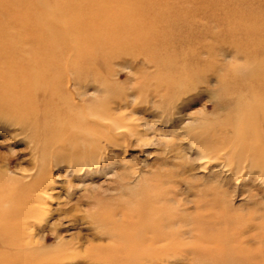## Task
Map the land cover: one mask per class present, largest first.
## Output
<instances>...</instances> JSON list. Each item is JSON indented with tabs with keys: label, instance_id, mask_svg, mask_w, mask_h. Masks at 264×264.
<instances>
[{
	"label": "rangeland",
	"instance_id": "rangeland-1",
	"mask_svg": "<svg viewBox=\"0 0 264 264\" xmlns=\"http://www.w3.org/2000/svg\"><path fill=\"white\" fill-rule=\"evenodd\" d=\"M263 110L264 0H0V264H127L122 228L152 198L250 223L185 236L179 264H249ZM16 229L33 260L4 245Z\"/></svg>",
	"mask_w": 264,
	"mask_h": 264
},
{
	"label": "bare ground",
	"instance_id": "bare-ground-1",
	"mask_svg": "<svg viewBox=\"0 0 264 264\" xmlns=\"http://www.w3.org/2000/svg\"><path fill=\"white\" fill-rule=\"evenodd\" d=\"M152 199L143 200L135 208L133 216L130 217L129 221L125 222L122 228L123 232L120 239L124 243L128 242L129 245L121 247L122 257L127 258V264H179L180 258L176 257L175 254L179 248L184 246L186 248L187 243L183 241L185 236L192 238L193 245L192 243L191 245L193 247L197 246L194 241H215L216 237L222 233L225 228L224 224L226 223L236 224L237 229L242 228L241 226L250 227V223L244 225L239 217L231 216L225 211L210 216H203L199 220L195 219L194 222H188L180 214L170 211L166 200L162 202L163 204H160L156 198ZM187 225L191 226L187 227ZM248 230L247 235L240 234L239 232L235 234L236 239L241 240L242 238L251 236L250 228ZM25 233L27 232L23 229H16V233H11V239L6 241L4 245L9 247V251H11L15 258L20 260L21 258L25 260H30L31 258L33 260L34 251L40 249V247L37 239H32L33 236L30 231L28 234L23 235ZM23 236L27 238L26 241H20L24 239L22 238ZM230 237L231 234L229 235V239ZM228 247L229 244L224 249L227 250L229 249ZM235 249L238 251V256H243L241 259H238V262L245 259L244 261L246 262L250 261L249 264H264L262 259L264 247L236 246ZM172 258L173 260H171ZM193 260L195 264L205 263V258L201 254H196ZM44 264H55V260H46Z\"/></svg>",
	"mask_w": 264,
	"mask_h": 264
}]
</instances>
